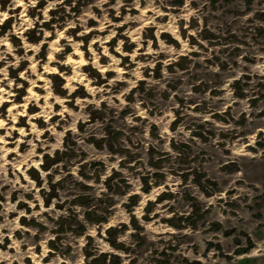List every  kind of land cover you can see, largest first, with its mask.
<instances>
[{"label":"rangeland","instance_id":"obj_1","mask_svg":"<svg viewBox=\"0 0 264 264\" xmlns=\"http://www.w3.org/2000/svg\"><path fill=\"white\" fill-rule=\"evenodd\" d=\"M0 14V264H264V0H0ZM123 223L127 250L106 233Z\"/></svg>","mask_w":264,"mask_h":264},{"label":"trees","instance_id":"obj_2","mask_svg":"<svg viewBox=\"0 0 264 264\" xmlns=\"http://www.w3.org/2000/svg\"><path fill=\"white\" fill-rule=\"evenodd\" d=\"M9 18L6 19V22ZM16 38V37H15ZM30 39V41L32 42H35L38 40V38L36 37H28ZM86 40L88 39V36L85 37ZM155 37H153L154 39ZM176 43V41H174ZM131 49V48H129ZM113 132V131H112ZM112 132L109 130V135L112 134ZM114 135L112 136V139H118L119 135H120V132H113ZM95 144L97 146H102V142L99 141V140H95ZM109 146H110V150H113V145L111 142L108 143ZM176 146V144L174 145ZM61 155L59 152L56 153L54 159H51L52 161L54 162H57L60 159ZM43 167L45 169H48L49 168V165H43ZM33 173L35 174L38 182H41L40 180V177L38 176V171H36V169H33ZM182 177H184L186 179V177L188 176V174H185V173H182ZM206 177V173L204 172H198L196 173V177H195V180L197 182V184L202 187L203 189L206 188L204 185H202V178H205ZM207 182H210L209 179H207ZM146 184H148V182L146 181ZM213 185H216L215 182L212 183ZM53 189L55 188V185H52ZM111 188V186H109ZM205 190V189H204ZM146 191H149V187L146 189ZM205 193L207 195H212V193L209 191V190H206ZM74 202H77L79 205H82V206H87V210L85 211V217L86 219L89 221V222H92V223H103V222H106L108 219L106 217H103V216H99L92 208H91V202H92V199L89 195H79L77 196L75 199H74ZM46 203L49 204L50 203V198H47L46 200ZM197 208L195 207V210ZM191 218V217H190ZM171 223V222H170ZM173 224V223H171ZM194 224V223H193ZM132 225L134 226V228L136 229H141V225L139 224L138 222V219L136 217H132ZM214 225H216L217 227L220 226V224L218 223H214ZM178 226V225H176ZM127 227V224H124L121 225V227H116V226H110L106 229V233L108 235V239H109V242L112 246L116 247V248H121L123 250H127V248L125 247V245L123 243H119L117 241V237H118V234L121 233L123 230H125ZM61 228L63 229V224L61 226ZM80 228V231L84 232L86 227L84 224H80L79 226ZM87 239H92L91 235H87ZM52 246H55L53 242H51ZM85 255L87 258H91L90 261L88 262V264H122V259L119 255L115 254V253H100V254H95L93 251H86L85 252Z\"/></svg>","mask_w":264,"mask_h":264},{"label":"bare ground","instance_id":"obj_3","mask_svg":"<svg viewBox=\"0 0 264 264\" xmlns=\"http://www.w3.org/2000/svg\"><path fill=\"white\" fill-rule=\"evenodd\" d=\"M0 81L3 82V80H0ZM1 101H11V99H5V98H3V96H0V102H1ZM21 105H22V104L12 105V106L9 108V110L16 109L18 106H21ZM19 114H21L22 116L24 115V113H21V112H19ZM14 122H17V120H15ZM4 124H6L5 120L2 119V118L0 117V128H3Z\"/></svg>","mask_w":264,"mask_h":264},{"label":"clouds","instance_id":"obj_4","mask_svg":"<svg viewBox=\"0 0 264 264\" xmlns=\"http://www.w3.org/2000/svg\"><path fill=\"white\" fill-rule=\"evenodd\" d=\"M0 15H6V14H0ZM0 22H2V21H0Z\"/></svg>","mask_w":264,"mask_h":264}]
</instances>
